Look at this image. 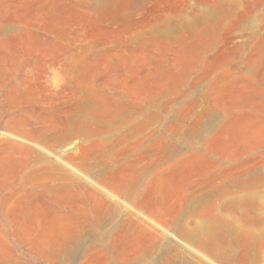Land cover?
Masks as SVG:
<instances>
[{
  "label": "rangeland",
  "instance_id": "374dc122",
  "mask_svg": "<svg viewBox=\"0 0 264 264\" xmlns=\"http://www.w3.org/2000/svg\"><path fill=\"white\" fill-rule=\"evenodd\" d=\"M0 264H264V0H0Z\"/></svg>",
  "mask_w": 264,
  "mask_h": 264
}]
</instances>
